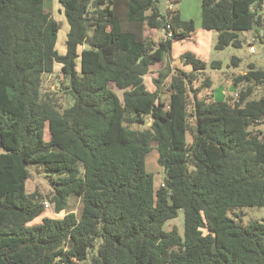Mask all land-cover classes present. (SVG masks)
<instances>
[{"label":"trees","instance_id":"trees-1","mask_svg":"<svg viewBox=\"0 0 264 264\" xmlns=\"http://www.w3.org/2000/svg\"><path fill=\"white\" fill-rule=\"evenodd\" d=\"M59 2L65 53L45 0H0V264H264V223L229 215L264 206V70L251 63L231 75L237 96L203 95L206 61L187 50L180 56L193 71L173 73L166 101L170 73L159 71L155 90L145 76L192 37L193 19L162 12L160 0ZM258 26L264 0H202L217 49L241 46L239 33ZM149 29L172 36L157 41ZM57 63L70 106L43 89ZM153 141L159 188L146 169ZM30 165L46 171L63 217L29 224L45 212L43 196L26 190ZM71 196L79 213L68 210ZM179 209L184 236L164 228Z\"/></svg>","mask_w":264,"mask_h":264},{"label":"rangeland","instance_id":"rangeland-1","mask_svg":"<svg viewBox=\"0 0 264 264\" xmlns=\"http://www.w3.org/2000/svg\"><path fill=\"white\" fill-rule=\"evenodd\" d=\"M167 0H160V8L163 12L167 10ZM169 4V2H168ZM173 8H178L182 16L185 19H193L196 26V31L192 33V37L188 40L176 42L173 45L172 55L163 61L151 65L150 72L145 76V82L149 89L155 90L157 88L155 79L158 78L159 71H168L170 75L163 79L161 83V95L166 101L170 96V81L171 76L176 70H185L192 72V64H187L181 59V54L187 50L196 52L197 56L203 61H206V68L204 73L201 74V80H204L207 76L211 79V85L208 90H204L201 93L204 95L209 91H213L216 98H224L227 93L237 96L235 88L232 86L230 76L233 74L243 73L248 70L249 65L254 63L257 68L264 70V39L258 36L263 29L256 27L252 30L243 31L239 33V38L242 42L241 46L229 45L224 49H217L215 47L218 38L217 30H205L202 27V0H182L180 3L173 4ZM45 11L50 13L60 24V31L58 33V39L56 47L60 53L66 51V38L69 31V24L65 16L64 10L59 0H45ZM147 34L153 36L157 41L165 37L164 30H147ZM254 47V50L251 48ZM80 47L79 51H81ZM234 58H238V64L233 61ZM214 62H220V65H213ZM61 65L56 64L53 73L45 74L43 77V89L46 91H63V84L67 81L63 78L61 73ZM200 83V81H199ZM197 83V84H199ZM119 96H122L121 90H116ZM63 96V102L65 106H70L73 103V97L66 92H61ZM264 131V122L259 126ZM49 138V137H48ZM158 149L157 142L151 143L150 152L146 156V169L154 176V186L159 188L164 182L165 171L164 168L158 162ZM31 177L26 182V190L28 193L38 191L43 196V202L48 201L50 206H45V212L40 217H37L29 224L40 223L44 216L49 217H63L65 210L57 213L55 210V204L51 202L47 195L52 190L49 178L46 177L45 170H37L35 165L29 167ZM70 206L68 210L79 213L81 209V200L76 196H71L69 199ZM237 221L244 225L249 224L252 221H259L264 223V206L261 207H244L240 210L229 213ZM185 213L184 209L178 210V216L169 219L165 222L164 228L166 230H172L177 228L179 233L184 236ZM206 232V230H205ZM64 264V263H63ZM83 264V263H74Z\"/></svg>","mask_w":264,"mask_h":264},{"label":"built area","instance_id":"built-area-1","mask_svg":"<svg viewBox=\"0 0 264 264\" xmlns=\"http://www.w3.org/2000/svg\"><path fill=\"white\" fill-rule=\"evenodd\" d=\"M165 33V32H164ZM172 36V32L170 31V32H168V34H165V37H171ZM261 36H264V30L261 32ZM252 50H254V47H252L251 48ZM237 95V94H236ZM45 206L46 207H49L50 206V204H49V202L48 201H45Z\"/></svg>","mask_w":264,"mask_h":264},{"label":"crops","instance_id":"crops-1","mask_svg":"<svg viewBox=\"0 0 264 264\" xmlns=\"http://www.w3.org/2000/svg\"><path fill=\"white\" fill-rule=\"evenodd\" d=\"M167 5H168L167 8L170 7V6H173V5L168 4V2H167ZM162 12H163V11H162ZM174 45H175V43H174ZM230 84H232V83H230Z\"/></svg>","mask_w":264,"mask_h":264}]
</instances>
